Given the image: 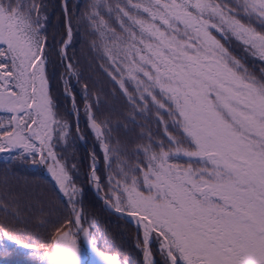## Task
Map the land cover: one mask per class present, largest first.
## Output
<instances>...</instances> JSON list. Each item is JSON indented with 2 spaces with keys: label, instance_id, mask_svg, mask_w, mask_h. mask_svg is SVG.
<instances>
[{
  "label": "snow or ice",
  "instance_id": "obj_1",
  "mask_svg": "<svg viewBox=\"0 0 264 264\" xmlns=\"http://www.w3.org/2000/svg\"><path fill=\"white\" fill-rule=\"evenodd\" d=\"M80 8L60 0L64 35L49 43L48 0H0V154L9 165L43 166L64 208L56 220L40 209L33 225L21 212L25 193L6 175L0 264L15 256L129 264L84 211L80 162L69 155L85 140L81 111L94 141L84 182L134 223L143 264H264V0H88ZM81 29L110 94L129 109L122 126L113 127L87 83L83 107L76 103L72 46ZM57 76L70 103L64 115ZM138 117H154L157 131L140 124L134 139L121 137Z\"/></svg>",
  "mask_w": 264,
  "mask_h": 264
},
{
  "label": "trees",
  "instance_id": "obj_2",
  "mask_svg": "<svg viewBox=\"0 0 264 264\" xmlns=\"http://www.w3.org/2000/svg\"><path fill=\"white\" fill-rule=\"evenodd\" d=\"M73 3L81 5L80 11L85 10L88 0H72ZM49 4V24L48 36L49 43L59 41L64 35V28L62 24V13L60 11V0H48ZM73 50L76 57L79 59V72L81 73L80 80L73 79L71 81L76 92V103L83 107L81 99V90L85 83L88 84L91 91L100 94V103L102 105L101 111L110 113L113 118V127L117 124L123 125L128 117V111L124 98L117 94L112 96V86L108 78L98 68L99 60H94V54L89 52L87 46V38L84 35L83 29L79 35L74 36ZM73 51L69 52L72 55ZM53 95L59 103V112L64 115L66 110L70 111V103L65 99L63 94V87L61 85L59 76L53 81L52 86ZM73 125L75 119L72 116H66ZM149 124L145 119L138 117L136 125L128 124L127 129L121 127V137L125 131L128 132L130 138H135L141 129L137 126L145 125V129L151 128L153 132L157 131V126L154 123ZM79 126L85 137L84 141L77 139L75 144L69 148V155L79 161L80 178L79 182L84 184L86 189V196L84 199V211L88 216L89 221L93 218L98 224V232L103 233L105 239L112 246L111 250L114 254H119L121 259L127 260L129 264H143V257L141 251L136 247L138 232L135 226L126 221L119 219L118 216L107 210L102 202L96 198L93 191L89 190L88 185L84 182V176L88 171L89 153L92 151L94 141L86 127L85 117L83 111L79 113ZM73 135L75 136V127L73 128ZM5 154H0V184L7 175L8 183L19 191L25 193L24 205L21 212L25 213L26 217H32L33 225L36 223L35 217L39 214L40 209L45 213V219H58L63 213L64 208L58 199V192L55 189L54 181L50 174L41 165H33L31 163L15 162L9 165L4 158ZM101 174H103V166L101 165ZM31 208V213L27 209ZM50 214V215H49ZM153 252H156V245L153 243ZM10 264H23V261L28 259L23 256L11 257ZM156 260L162 258L157 254Z\"/></svg>",
  "mask_w": 264,
  "mask_h": 264
},
{
  "label": "water",
  "instance_id": "obj_3",
  "mask_svg": "<svg viewBox=\"0 0 264 264\" xmlns=\"http://www.w3.org/2000/svg\"><path fill=\"white\" fill-rule=\"evenodd\" d=\"M115 214V213H114ZM117 215V214H116ZM128 221H130L133 225H134V223L131 221V220H128Z\"/></svg>",
  "mask_w": 264,
  "mask_h": 264
}]
</instances>
